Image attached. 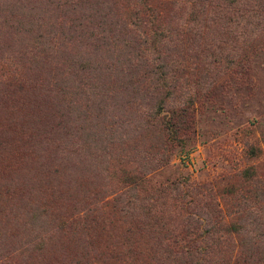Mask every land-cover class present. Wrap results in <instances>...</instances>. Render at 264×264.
Returning a JSON list of instances; mask_svg holds the SVG:
<instances>
[{
	"label": "rangeland",
	"instance_id": "rangeland-1",
	"mask_svg": "<svg viewBox=\"0 0 264 264\" xmlns=\"http://www.w3.org/2000/svg\"><path fill=\"white\" fill-rule=\"evenodd\" d=\"M145 2L157 12L150 22L136 0H0V251L17 245L12 217L30 190L23 182L43 173L33 168L41 151L34 126L68 132L50 133L42 146L51 156L42 157L54 162L55 180L68 181L63 190L78 181L70 213L92 204L111 219L114 205L128 225L139 218L161 231L130 233L159 252L160 262L144 264H171L190 238L200 246L191 253L207 259L201 238L233 217L239 191L251 196L250 209L264 207L253 182L264 181V0ZM77 20L82 35L69 29ZM50 25L63 42L53 57L44 50L50 34L36 35ZM249 166L255 175L245 182ZM38 195L69 212L66 194ZM194 217L209 224L180 229Z\"/></svg>",
	"mask_w": 264,
	"mask_h": 264
},
{
	"label": "trees",
	"instance_id": "trees-1",
	"mask_svg": "<svg viewBox=\"0 0 264 264\" xmlns=\"http://www.w3.org/2000/svg\"><path fill=\"white\" fill-rule=\"evenodd\" d=\"M218 1L224 5L222 7H233L238 2V0ZM136 2H140L143 5L146 14L151 13V18L146 22L156 19L157 12H155L154 6L146 4L145 0H136ZM77 8L80 12H83L81 11L83 10L82 7L69 5V9L73 13L79 12ZM63 12L61 15H66V10H63ZM86 17L88 16L86 15ZM34 23L39 24L36 20ZM71 24L69 29L78 30V35L79 33L82 35V30H84L82 21L77 20V22H72ZM53 28L50 25V27H46L45 33L36 34L37 37H45L50 34L44 50L52 57L58 55L59 53L57 52H61L60 47L63 45ZM87 37L97 39L96 35L92 33L88 34ZM100 39L105 40V36H101ZM129 39L137 41L132 36L124 40L127 41ZM141 42L146 41L143 39ZM135 71L137 70L135 69ZM119 72L121 73L122 70H119ZM11 80L15 82L16 87L20 88L22 86L19 79L13 77ZM57 84L55 83L56 86ZM60 91L62 92L61 89ZM51 102H54L53 99ZM63 127L64 124H55L50 126L49 129L45 126L33 127L34 131L36 130V134L40 136L41 144L39 157L33 160L35 163L33 168L38 173H43L42 175L31 176L25 180L26 182H23L25 186L30 187V190H26L21 194L20 211L14 213L12 217L14 219L13 225L17 230L18 239L15 241L17 245L13 250H9L7 247L1 249L0 264H144L145 261L150 259H152V262H160L159 252L155 253L156 250H154L151 243L141 239L136 242L132 239L133 237L129 236L132 231L152 234L161 232L154 225L139 218L137 219L138 223L131 222L133 224L128 225L129 221L118 219L116 214L122 212V210L116 209L114 205L111 219L98 214L97 208L92 204L85 207L86 211L81 216H78L77 211L70 213V203L72 205V200L76 196L75 191L77 190L75 186L78 181L74 180V185L68 191L63 190L62 188L66 187L68 181L55 180L53 174L56 170L53 171L50 168L54 162L52 160H44L42 157L51 156L47 148L42 146V143L48 142L50 133L54 138L60 137V132L67 134L68 132L64 131L66 128L64 129ZM248 153L254 156L256 149L250 146ZM241 175L243 180L248 182L253 179L255 170L253 167H246ZM253 182L259 185V189L255 188L254 196L259 195V197H262L264 195L262 188L264 187L259 183L264 184L263 179L256 178ZM229 184L226 185L228 186ZM132 189H135V187H132ZM40 191H44L48 196L55 195L56 197L66 194L69 212L63 215L61 206L58 208L51 207L46 198L42 199L39 197L38 192ZM226 192L236 193L234 190H228L227 188ZM237 195L240 198V208L233 211V217L226 222L219 221L216 226L207 222L202 227H199L200 223L194 217L191 219L186 218L181 223L180 229L184 231L190 230V234H194L200 228L205 229L208 224L209 230L220 232L210 236L209 239H207L209 234L201 238V242L205 243V249L201 251L205 252L208 258L198 261L199 257L191 253L192 251L196 253L199 251L197 249L200 246L196 244L197 240L184 238L188 242V248L185 252H180L181 258L176 257L177 252H175L173 256L175 258H169L172 262L171 264H264V207L259 205L257 210L250 209L248 202L251 196L247 195L243 190L242 192L239 191ZM115 199L116 202L123 204L120 208L125 209V212L135 211L132 201H124L122 198ZM102 205L106 206L107 202H103ZM193 214L197 216L207 215L204 210H194ZM9 219L11 220L10 216Z\"/></svg>",
	"mask_w": 264,
	"mask_h": 264
}]
</instances>
